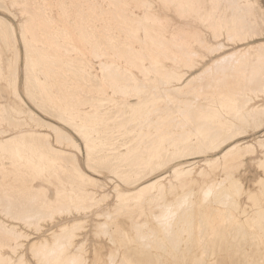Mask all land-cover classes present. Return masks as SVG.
<instances>
[{
    "label": "rangeland",
    "instance_id": "374dc122",
    "mask_svg": "<svg viewBox=\"0 0 264 264\" xmlns=\"http://www.w3.org/2000/svg\"><path fill=\"white\" fill-rule=\"evenodd\" d=\"M24 1L27 2L26 0H0V15L5 17H1L0 22L9 18L16 19L18 16L22 17L24 10L19 7L13 8L12 5H23L25 3ZM142 1L143 0H122V3L120 4L137 5L141 4ZM149 1L152 4H160L164 2L177 4L176 2H179L178 4L190 6L194 5L196 7L180 9L179 11L183 16L182 21L177 20V10L175 9H173L166 17H158L154 15L152 20L145 24V27L149 29L148 31H144L143 29H139L138 31L137 29L136 32L131 33L128 31L130 19H128L127 22L125 20L124 23L120 20L125 16L123 11H125L128 17H131L134 15V13L144 16L142 15V11H139L135 8L123 9L121 7L122 11L121 13H118L120 19H117L116 17H111V12H108L111 9L109 6L112 7L114 2H117L116 0H96L95 3H97L96 5L99 7H96V9L100 10L102 8V11L100 10L101 14L99 15V13H97L98 19L95 18L87 22L88 28H85V30L91 29L90 31L96 35H99L97 40L100 43L97 41L95 44H92L93 46L89 41L84 40V38L80 36V30L76 27L77 24H74V26H67V23H63V17L60 15V12L62 9L70 5L73 0H31L29 3L37 7L28 8V13L37 14L38 12L35 11L40 9L39 11L41 13L42 20L49 19L54 22L53 29L47 30L49 35L52 33L54 36H56L62 31L64 27L67 26L69 29V35L73 39V46L75 47H73L74 49H66L67 52L64 50L62 52L61 58L68 59L69 57L73 59L74 63H76V50H79L82 58L86 60L88 70L95 75L99 73L100 61L94 56V51L101 53L102 55L100 56L104 55V60L106 57H108L110 60H116L118 66L123 70L125 68V71L135 73L137 75L141 74L140 70L144 67L145 69L147 67V73L152 74V72L157 71V69L159 70L161 65L169 71H172L174 68H176L178 73L184 74L183 79L180 82L176 81L175 77L173 76L162 75L164 78H166V80L160 79L157 81V86H159L160 91H164L165 88L171 89L175 86L180 87V85L186 83L191 78V76L193 77L194 75L203 71L207 66L213 64L216 59H219L225 54H229V56L232 57L241 52V55L245 54L246 56H249V53H251L250 50L253 48L252 46L261 42L255 35H252L251 39L248 40L243 39V37L249 36V34L253 32L252 25H256L259 22V8H264V0H237L240 5L245 3H253L254 5L258 6L257 9H254L256 14L248 12L245 15L236 13L238 10H236L235 7L231 8L233 5L230 4L229 0H178L174 2L173 0ZM59 4L64 5L65 7L55 9V17H53L52 9L47 6ZM104 10H107L105 11L107 13L103 12ZM227 17H229L228 20L232 19L234 22L242 23L241 27L243 33H239V31L235 30L237 28L232 24L228 27V20L225 19ZM55 19L59 20L57 24L54 21ZM164 20L174 22L162 23L161 21ZM37 26L38 25H36V27L32 26L31 29H29L28 41L32 43V41L38 39V41L35 42H37L40 47L51 44L50 40H48L44 35L47 32L38 28ZM16 27L18 28V24ZM184 28L189 31L188 35H184L182 38L181 36L180 38L178 37L179 39L172 42V45H167L168 47L162 46L161 39L163 37H169L174 31H179ZM232 28L233 31H230ZM87 32L89 31L87 30ZM14 33L19 37L17 45H15V43L9 39V35L2 27H0V82L6 81L8 83L7 90L4 92L0 91V104L6 105L7 109L15 114L18 119L29 120L27 113L21 104L14 100V91L10 85L14 75L19 73V68H21L20 66L25 65V51L23 48L21 34H18L17 31H14ZM229 34H231L233 37L232 40H229ZM76 38H78V40ZM111 38H114L119 42V48H142L140 51L134 50L137 52V54H135L137 55V59L127 60L126 57L124 58L125 54L121 50L120 53H115L114 50L107 45V41L110 40L111 42ZM114 48L118 49L117 47ZM17 51L18 56L16 54ZM104 52L107 54H104ZM16 56L18 58V63L14 64L12 71L10 68L13 64V61L16 59ZM33 63L35 66L32 65V71L34 70L33 73H35L36 77L38 76V79H41V81L45 83V87L46 84H53V87L56 88L54 89L55 92L59 94L60 88L55 85L56 80L59 81V79L50 75L52 73L51 70L45 71V73L40 71L38 59ZM15 65H17V67ZM249 65L254 64L251 63ZM229 66L230 65L222 66L219 72L225 74L229 70ZM250 67L252 68V66ZM46 68L48 69V67ZM213 71L214 73L216 72L215 69ZM63 73H66V70ZM158 75L160 76L161 74ZM25 78L26 77L24 73L20 72L18 75V83L21 86L20 92L23 99L27 101L28 105L32 109L38 111L37 109L39 107L37 106V103L29 99L26 91H24L22 87ZM100 79L102 81L104 80L102 73L100 74ZM68 81H72L73 85L79 84L71 77ZM204 81H206L207 84H211L214 82V78H206ZM86 83L88 84V82L84 80V86L82 83L79 85L87 87ZM47 90L48 88H45L44 91L47 92ZM64 90H67L66 83L64 84ZM32 91H35L37 94L39 93V90L34 88H32ZM247 94L253 97V93L251 91L247 92ZM96 96L103 99L110 97L113 98V100L107 103L105 106L98 107L94 105L91 107L89 99H93V95L87 96L85 99L88 100L85 101H80V98L73 96L74 98H70L72 99H69L70 101L67 100L66 102L61 100L60 105L61 107L63 106L62 108L65 114L72 113L75 110L86 111L88 113L94 114L95 119L93 121V125H95L97 124L96 122L99 123L102 121L101 119L97 118V114H99V112L104 113L106 109H123L126 111V113L131 115L133 104H127V102H137L147 98L146 96L151 95H140L135 91H130L127 94H114L110 85L108 86L106 84L105 93H96ZM188 98L189 97H184L183 99L187 101ZM215 98L216 101L219 100L217 94L215 95ZM222 100H224V98H222ZM117 101L127 102H123L122 104L118 103ZM188 101L189 103H192L195 101V99L191 100V102L190 100ZM80 103L81 105H78ZM157 105V111L155 109H149L140 112L141 115H138L137 117H131L129 123L127 124L120 125L114 122L111 123V127L113 128L116 137L109 143L107 140H101V142H103V144L106 146H101L100 143L97 144L98 148L95 152L97 157L101 159L102 157L107 156V154L114 155L117 152L123 154L124 159L127 160L131 156L130 147H132V145L145 147V143H147L150 138L156 136L155 148L157 151L162 147L172 150L173 142L166 141V135L173 131H178L180 133V128L176 126V121L181 117V113L175 109V106H173L172 102L167 101V103L164 104L161 99L158 100ZM217 106L223 112H227V107L225 105L217 104ZM16 109L18 110L17 112H15ZM44 116L46 117V114H44ZM162 119L164 120L161 121ZM222 119L224 120L223 117ZM1 120L2 119L0 117V124L2 127H4V130H7L6 133L11 134L13 132L11 130H14L15 128L9 126L6 121L4 122V120ZM31 123L35 124L34 122ZM38 128L41 130H47L45 126H38ZM245 129L246 131L244 130V133L242 132L243 134H239L238 136L235 134L234 137H229L224 146L216 148L208 155V157L209 159H212L216 156L226 153L228 148H235L237 153L241 150L244 152L245 159L249 167L252 166L253 159H255L257 163L256 170L253 173L255 178L249 181V184L245 189L248 191L250 188L252 192L256 193L255 198L251 201L248 200L247 197H240L237 199L233 195L229 181V174L230 170L234 166L237 154L231 151L227 152L220 159L215 160V163L212 164L213 166L208 163L207 159L202 153L193 156H184L175 161H170L168 158H166L165 163L160 168V170H157L158 168L155 166L154 168L151 167L148 169L147 167L135 169L133 172L129 173V182L122 180L116 173L108 172L105 166H102L103 172L100 171L101 166L96 172H93L97 175L105 177L107 180L103 186L108 191L107 195L109 197L113 196V193L116 192V189H134L136 187H140L146 182L157 180L158 182L162 183L161 191L163 192V195L166 197V199H169L170 201L174 200V204L170 206L172 210H170L169 213L166 212L165 214H163V211H166V209L157 208V204L154 202V200H151L150 202L147 200L140 202L136 198H131L126 201H121L122 204L120 202L119 209L115 210L118 211L119 214L114 218V223L116 224V229H114V231L118 230V242L115 247L105 242L102 245V250L105 252V255L111 256L114 260L116 259V261L126 262V264H146V262L154 261H156L155 264H160L161 261L165 262V264H167L169 261H177L180 262V264H219V262L223 260L234 261L235 264H248L251 262V258L249 257V254H251L261 258L260 263L255 264H264V198L259 195V186L257 183L260 179L258 174V163L260 159L259 144H261V139L264 138V128H259L258 126L252 125L245 127ZM70 132L76 139H78V136L74 132ZM141 132H143L142 135H140ZM97 142H100V140ZM250 145H254L256 150L247 152L246 150L250 149ZM83 148V152L80 153L82 160L86 159L87 155L86 147L83 146ZM42 154V157H44L46 160L54 162V158L50 153L42 152ZM1 159L2 156L0 155V160ZM5 160L7 164H12L10 160ZM149 161L151 163L152 159L150 158V160L147 161L148 164H150ZM57 162L59 167L60 160ZM179 166H181L180 169H178ZM176 168L178 172H183H179L178 175L173 178V170H176ZM44 171L45 176L48 178V171L46 169H44ZM164 175L165 177H162ZM3 176L4 175H2L1 171L0 183L4 182ZM51 179L52 181L55 180L54 178ZM212 181L215 182L214 184L216 186H218H212L213 189L208 191L209 189L207 184ZM37 182L42 183L44 189H40L46 192L48 199L54 201L57 193L50 189L52 186L51 182L46 179H39ZM49 185L51 186L49 187ZM87 187L90 188V186H86V188ZM185 189H189V192L187 193L190 194L186 193L187 195L185 194V199H183V190ZM94 191L96 192L95 201H97L99 195H103L104 191L97 190L95 188ZM175 191H180L183 193H180V197L177 199V201L174 197ZM205 194H207V200H205L206 202L203 201V199L206 198ZM187 198L190 202L192 200L193 202H191V205H194L189 209L185 208L182 211H178L175 204L177 205L178 201H184ZM106 203L108 205V207L105 208L106 210L109 207H116L117 205V201L114 198L110 202ZM125 204L128 205L126 206ZM106 212L105 214L108 213ZM76 213L77 212L70 211L67 215H69L72 220L77 219L79 221L80 229L75 231L76 237L74 238L73 243L77 244L78 246L80 245L77 251L78 253H80L81 246H83V256L86 260L91 256H94L96 252L94 242L97 240V236L95 234V229L97 226L94 225V223H96V221L105 222V215L99 212H96L95 214L79 212L77 215ZM159 213H162L163 217L166 215L172 217L171 226L168 227L165 225L166 227L163 229L164 225L162 227V224H158L159 222H157L154 217H156V215L160 216ZM259 214L262 217H258ZM81 217H83V220ZM140 218H142L143 224L137 230L136 224ZM0 219L2 218L0 217ZM52 223L56 224L55 221ZM52 223L47 222L46 226L43 227L42 225L39 227V231L33 229L30 230V233H32V235L38 236L40 241L44 240L46 237H51L55 232L58 231V227L56 225L51 227ZM90 244L91 249H89ZM2 245L3 244H0V246ZM77 245H73L68 251L64 253V256L70 254L73 255L75 250L78 248ZM4 255H7V253L5 252Z\"/></svg>",
    "mask_w": 264,
    "mask_h": 264
},
{
    "label": "bare ground",
    "instance_id": "6f19581e",
    "mask_svg": "<svg viewBox=\"0 0 264 264\" xmlns=\"http://www.w3.org/2000/svg\"><path fill=\"white\" fill-rule=\"evenodd\" d=\"M26 1L27 2L24 1L25 3L23 5H31V3H29L31 0ZM95 1L73 0L70 5L62 9L60 12V15L63 17V23H67V26H74V24H77L76 27L80 30V36H82L84 40L89 41L91 45L98 41L97 39L99 38V35L90 31L91 29L85 30V28H88L87 22L95 18L98 19L97 13L100 15L102 11V8L100 9L101 11L96 9L97 3H95ZM116 1L117 2H114L108 12H111V17L120 19L118 13H121L122 11L120 4L122 3V0ZM174 1L178 0H173V2ZM143 3L150 2L148 0H144L141 4ZM176 3L178 4L179 2ZM22 10H24V12H29L28 8ZM39 10H34L35 12H38L37 14H30V29L32 26L36 27V25H38V28L45 30L46 32L47 30L53 29L54 22L49 19L42 20ZM107 10H104L103 12ZM123 12L125 16L120 20L124 23L125 20L127 22V20L130 19L128 31L134 33L137 29L138 31L139 29H143L144 31L149 30L145 27V24L152 20L154 16L152 12L147 14L145 13L144 16L134 13L131 17H128L125 11ZM1 17L5 18L3 15H0V18ZM228 18L229 17L225 19L228 20ZM54 21L56 24L59 22L58 19H55ZM231 24L237 29L241 28L240 23L229 19L228 25ZM67 26L64 27L56 36L52 33L50 35L48 32L45 33L44 35L48 40H50L51 44H48L47 46L44 45L43 47H40L39 44L35 42L38 41L36 37L35 38L37 40L30 43V41H28V36V43L27 46H25V38L24 35L21 34L25 51V65L20 66L21 68H19L18 74L16 72V75L13 74L14 72L12 73L14 78L10 85H13L14 88L18 90V75L20 72L24 73L26 78L22 87L24 91H26L29 98L37 103V106L39 107L37 109L38 111L32 109L28 105L27 101L23 99L21 93L18 95L20 101L19 103L26 111L29 120L18 119L15 114L7 109L6 105L0 104L1 119L4 120V122L6 121L9 126L15 128L14 130H11L13 131L11 134H7V130H4V127L0 124V155L2 156V159L0 160V169L2 171V175H4V182L1 181L2 183H0V217L2 218L0 219V244H4L6 241L14 239V232L17 230L25 236L32 235L30 230L36 228L29 227L25 223L26 221H30L39 227L42 225L43 227L46 226L47 222L52 223L55 221L56 224L52 223L51 227L56 225L58 227V231L51 237H46L42 240V242L47 246L43 254L48 264H72V261L74 260L85 258L83 254L77 252L80 245L78 246L73 243V240L76 237L75 231L80 229L79 221L77 219L72 220L71 217L67 215L70 211L66 206L71 203L81 204L92 208L96 194L94 188L97 190H103V193L107 192L108 194V191L103 186L107 182L105 177L93 173L88 166L87 148L86 159L82 160L80 157V153H82L84 149V141L82 137L76 139L70 131L74 132L79 137L80 131L83 130L85 134L89 136L94 149L93 161L97 162L99 167L101 166L102 168V166H105L108 172L116 173L122 180L129 182V173L133 172L135 169H142L145 167L148 169L151 167L154 168L155 166L158 168L157 170H160L165 163L166 158L170 161H175L184 156H193L202 153L208 163L212 165L215 163V160L220 157L217 156L216 158L209 159L208 155L216 148L224 146L229 137H234L235 134H237L236 136L243 134L244 130L246 131L245 127L247 126L253 125L258 126L259 128H264V50H261L260 48L261 42L252 46L253 48L250 50L251 53H249V56H246L245 54L241 55V52L239 54L236 53L237 55L232 57H230L229 54H225L219 59H216L213 64L207 66L203 71L193 77L191 76V78L186 83L180 85V87L175 86L171 89L165 88L164 91H160L159 86H157V81L160 79L166 80V78L162 75L173 76L176 81L180 82L183 79L184 74L178 73L176 68L169 71L161 65L159 70L157 69V71L152 72V74L147 73V67L145 69L143 66L144 68L140 70L141 74L137 75L135 73L125 71V68L123 70L118 66L116 60H110L106 57L103 62L99 61L100 66L108 69L107 78L105 79L103 74L104 80L102 81L100 79L102 82L101 84H92V81L96 80L97 75L88 70L86 60L82 58L79 50L75 49L77 53V56H75L77 59L76 63L73 62L72 58H64L65 60L61 58L64 50L75 47L73 46V39L69 35V29ZM87 30L89 32H87ZM188 32L189 31L185 28L179 31H174L169 37H163L161 39L162 46L166 47L167 45H172V42L179 39L180 36L182 38V36L184 37V35H188ZM8 37L15 43V45H17V40L13 36V32ZM76 39L78 40V38ZM111 39V42L106 39L107 45L110 46L115 53H120L121 50L125 54L124 58L126 57L127 60L137 59V55H135L137 52L134 50L140 51L142 48H119V42L114 38ZM114 47H117L118 49ZM16 54L18 56V51ZM104 54L107 53L104 52ZM100 55L102 54L94 51L95 57ZM17 56L13 61L10 70L13 69L14 64L18 63ZM37 59L40 64V66L37 65L39 66L40 71L45 73V71L51 70L52 73L50 75L59 79V81L56 80L55 84L58 88H60L59 94L55 92L54 89L56 88L53 87V84H46L45 87V83L42 82L41 79H38V76L36 77L35 73H33L34 70L32 71V65H34L33 62ZM251 63L254 65H249ZM224 65L230 66L229 70L225 74H222L219 71ZM15 66L17 67V65ZM250 66H252V68ZM46 67H48V69ZM212 69H215L216 72L214 73ZM62 70L63 72L66 70V73H63ZM158 74L161 75L159 76ZM70 77L79 84L82 83V85L84 80L87 81V87H83L84 85L81 86L79 84L73 85L72 81H68ZM206 78H214V82L207 84L206 81H204ZM0 83L1 85L7 84L6 81ZM65 83L67 84V90H64ZM106 84L108 86L110 85L114 94H127L130 91H135L140 95L150 94L151 96H146L147 98L137 102L123 101L127 102V104H133L131 115L126 113L123 109H106L104 113L99 112V114H97V118L102 121L99 123L96 122L97 124L95 125H93L95 116L92 113L81 110H75L74 112L68 114L64 113L62 108L63 106L61 107L60 101H70L72 100L70 98L73 96L80 98V101H85L88 100L85 99L87 96L93 95L94 98L89 99L91 107L94 105L98 107L105 106L107 103L112 101L113 98H98L96 93L104 94ZM101 87L103 88V92L99 91ZM32 88L39 90V93L37 94L35 91H32ZM45 88H48L47 92L44 91ZM5 90V87L0 88L1 92ZM249 91L253 93V97L247 94ZM216 94L219 98L218 101H216L215 98ZM184 97H189L190 99L188 98V100H190V102L194 99L195 101L189 103L188 100L186 101L183 99ZM222 98H224V100H222ZM161 99L164 104L167 103V101L172 102L175 109L181 113V117L176 121V126L180 128V133L178 131H173L171 133L167 132L168 134L166 135V141L173 142L172 150L162 147L157 151L155 148L156 136L150 138V140L145 143V147L132 145V147H130L131 156L127 160L124 159L123 154L117 152L114 155L107 154V156L102 157L101 159L97 157L95 153L98 148L97 144L100 143L101 146H106L103 142H101V140H107L109 143L116 137V134L111 127V123L114 122L124 125L129 123L131 117L141 115L140 112L149 109H155L157 111V102ZM123 102L121 101L118 103L123 104ZM217 104L225 105L227 107V112H223ZM78 105H81V103ZM17 111L18 110L16 109L15 112ZM44 114H46V117ZM31 122H34L35 124ZM38 126H45L47 130H41ZM142 134L143 132H141L140 135ZM69 138H71L72 142L77 145V148L71 147ZM99 140L100 142H97ZM229 150L230 149H228V151ZM252 150H255L254 145H250V152ZM42 152L50 153L54 158V162L48 161L42 157ZM225 154L226 153L223 155ZM150 158L152 159V162L150 163L149 161L150 164H148L147 161L150 160ZM5 159L10 160L12 164H7ZM58 160H60L59 167L57 164ZM44 169H46L49 173L48 178L45 176ZM179 172L176 169L173 173V178H175ZM51 178H54L56 181H52ZM39 179H46L51 182L52 186L49 185V187L51 186L50 189L57 193L58 203H56L57 196L54 201L48 199L46 192L42 191V189H44L42 183L37 182ZM93 181H95V183H92ZM214 183L215 182L212 181L207 184L209 189L208 191L213 189L212 186H218ZM97 185L99 187H97ZM86 186H90L91 190L88 187L86 188ZM161 187V182L152 180L147 184H142L140 187L120 190V192L124 196L123 201L131 198H136L140 202L146 200L150 202L151 200H154L157 204V208L166 209V211H163V214H165L166 212L169 213L170 210H172L170 206L174 204V200L170 201L169 199H166L161 191ZM183 193L184 196H182L184 197L183 199H185V194L187 192ZM207 194H205L206 198H204L203 201L207 200ZM174 195L176 196L177 201L180 197V193L175 191ZM191 202L193 201L191 200ZM191 202L188 201L187 198L184 201H178L175 206L178 211H182L185 208L189 209L193 206L194 204L191 205ZM109 208L105 210L108 212ZM111 209L116 210L117 208L113 206ZM106 211H104L103 215H105ZM159 214L160 216L156 215V217H154L156 221L159 222L158 224H162V227L164 225L163 229L166 227L165 225L168 227L171 226L172 217L167 215L163 217L162 213ZM259 216L261 215L259 214L258 217ZM103 223L105 222L96 221L94 225L98 226ZM142 224V219H139L136 224V229L138 230ZM61 229H68V231L61 232ZM73 245H77L78 247L75 250V253L73 255L70 254L64 256V253ZM252 260L253 262L251 264L259 262L257 257Z\"/></svg>",
    "mask_w": 264,
    "mask_h": 264
},
{
    "label": "snow or ice",
    "instance_id": "6c2138e0",
    "mask_svg": "<svg viewBox=\"0 0 264 264\" xmlns=\"http://www.w3.org/2000/svg\"><path fill=\"white\" fill-rule=\"evenodd\" d=\"M13 8H30L37 7L33 5H12ZM52 9V16L55 17V9L65 7L64 5H51L47 6ZM111 7V6H109ZM122 8L132 9L135 8L139 11L148 13L152 12L154 15L158 17H166L173 9L176 11L177 20L182 21L183 16L180 13V9H184L187 7H196L194 5H183V4H174V3H160V4H152V3H144L137 5L125 4L121 5ZM203 7V6H199ZM252 9H257V5H249ZM62 19V18H61ZM162 23H172L174 21L164 20ZM18 24V28L16 25ZM31 26V18L28 12H24L23 16H18L16 19H6L0 22V27H2L8 35H11L12 32L17 31L18 34H23L25 38V46H27V36ZM255 35L261 41L260 48L264 50V8H259V22L254 26L253 32L249 34V36L243 37V39L248 40L251 39V36ZM233 37L229 34V40H232ZM97 60L103 62L104 57L97 56ZM104 74L105 79L107 78L108 69L103 66L99 67V73H97V77L95 81H92V84L99 85L101 84L100 74ZM87 75V74H86ZM99 91L103 92V88L101 87ZM83 139V146L88 150V166L92 172H96L99 165L97 162L93 161V147L88 135L85 134L83 130L80 131L79 137ZM69 143L72 148H77V145L72 142L71 138H69ZM231 152L237 154V158L234 162V166L230 170L229 181L231 184V189L233 195L239 199L240 197H247L248 200H253L256 196V193L252 192L249 188L246 191V186L249 184L251 179H254L255 176L253 173L256 170L257 163L255 159H253L252 166L249 167L247 161L245 159V154L241 150L237 153L235 148L230 149ZM250 151V149H249ZM259 176L258 180L259 186V195L264 198V140L261 141L260 151H259ZM103 172V169H100ZM92 183H95L93 181ZM97 187H99L97 185ZM117 201L116 208L119 209L120 202L124 200V196L121 194L120 190L117 189L116 192L113 193L112 197L107 195L105 192L103 195H99L98 200L93 202L92 208L81 204H68L66 207L69 211L73 212H81V213H93L96 212L104 213L105 208L108 207L106 202H110L112 199ZM58 203V196L57 201ZM54 214V213H53ZM118 211H115L111 208L108 209V213L105 214L104 219L105 223L100 224L95 229V234L97 236V240L94 242L96 247V252L94 256H91L89 259H77L72 261V264H126V262H119L114 260L111 256L105 255V252L102 250V245L106 242L113 247L118 242V230L116 229V224L114 223V218L118 216ZM83 220V217H81ZM29 227H35L37 231H39V226L33 224L30 221L25 222ZM68 229H61V232H67ZM46 245L40 241L39 237L36 235L25 236L23 233L18 230L14 232V240L6 241L2 246H0V264H48L47 260L44 257V251L46 250ZM89 249H91V244L89 245ZM83 246H81L80 253L83 254ZM7 255H4V253ZM146 264H155V262H146ZM160 264H165V262L161 261ZM167 264H180L177 261H169ZM219 264H235L234 261L223 260L220 261Z\"/></svg>",
    "mask_w": 264,
    "mask_h": 264
},
{
    "label": "crops",
    "instance_id": "0c3cea01",
    "mask_svg": "<svg viewBox=\"0 0 264 264\" xmlns=\"http://www.w3.org/2000/svg\"><path fill=\"white\" fill-rule=\"evenodd\" d=\"M144 1V0H143ZM142 1V2H143ZM149 1V0H148ZM150 2V1H149ZM229 2H230V4H232L233 6L231 7V8H236V10H238L236 13H240L241 15H245V14H247L248 12L249 13H252V14H256L255 12H254V9H252V8H250L249 7V5H253V3H245V4H243V5H240L239 3H238V1L237 0H229ZM247 7V8H246ZM145 14V12H143V14L142 15H144ZM256 16H258V15H256ZM259 20V19H258ZM240 25H242V23H240ZM254 25L255 24H253L252 25V30L254 29ZM228 27H229V25H228ZM235 30H237V31H239V33H243V30H242V27H241V29L240 30H238V29H235ZM230 31H233V28L230 30ZM13 36L16 38V40H17V44H18V40H19V37H18V35H16L14 32H13ZM24 48V47H23ZM8 84V83H7ZM7 84H4V85H1V83H0V88L1 87H5V89L7 90ZM19 84V83H18ZM12 86V89H13V91H14V100H16L17 102H20L19 101V97H18V95L21 93L20 92V85H18V90L16 89V88H14V86L13 85H11ZM5 90V91H6ZM4 92V91H3ZM29 97V96H28ZM30 99V98H29ZM262 140H264V138H262L261 139V141ZM260 141V142H261ZM260 145V144H259ZM256 148V147H255ZM229 149V148H228ZM228 149H227V151H226V153L227 152H229L228 151ZM256 150V149H255ZM247 152H248V150H246ZM222 155L223 154H221L219 157L221 158L222 157ZM217 157V156H216ZM216 157H214V158H216ZM219 158V159H220ZM178 168H181V166H179ZM177 169V168H176ZM174 171H175V169L173 170V173H174ZM162 177H165V175L164 176H162ZM162 177H160V178H162ZM149 182H151V181H149ZM149 182H146V184L147 183H149ZM177 192H179V193H181L180 191H177ZM183 192H189V189H185V190H183ZM174 197H175V199H176V196L174 195ZM148 201V200H147ZM148 203V202H147ZM140 219H142V218H140ZM249 257L251 258V262L250 263H248V264H251L252 262H253V260L252 259H254L255 257H257V256H254V255H251V254H249ZM258 259H259V262L258 263H260V259L261 258H259V257H257Z\"/></svg>",
    "mask_w": 264,
    "mask_h": 264
}]
</instances>
